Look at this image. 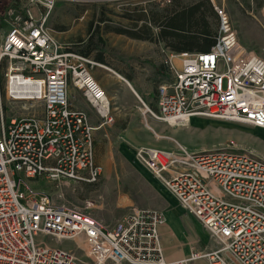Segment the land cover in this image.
<instances>
[{"label": "built area", "instance_id": "built-area-1", "mask_svg": "<svg viewBox=\"0 0 264 264\" xmlns=\"http://www.w3.org/2000/svg\"><path fill=\"white\" fill-rule=\"evenodd\" d=\"M25 1L22 9L6 13L0 75L5 67L9 102L24 103V110L25 103L36 104L42 114L8 116L0 97V264H264V160L251 153L190 152L181 145L137 150L138 163L217 243L213 252L177 261L164 254L161 211L131 208L108 228L54 204L50 195L21 190L31 181L94 185L103 176L95 156L97 128L73 105L70 86L100 127L114 123L112 102L92 74L98 64L65 50L48 29L58 0ZM213 5L215 45L206 53L171 54L172 78L158 89V111L146 107L145 114L168 125L205 117L264 129V58L239 43L226 8ZM32 7L45 13L37 17ZM60 242L82 247L85 257Z\"/></svg>", "mask_w": 264, "mask_h": 264}, {"label": "rangeland", "instance_id": "rangeland-1", "mask_svg": "<svg viewBox=\"0 0 264 264\" xmlns=\"http://www.w3.org/2000/svg\"><path fill=\"white\" fill-rule=\"evenodd\" d=\"M0 3L1 37L8 30L4 22L8 10L22 9L26 1L0 0ZM213 3L226 8L239 43L247 51L264 57V0H58L47 19L48 29L65 50L89 54V59L103 66L93 69L103 82L114 79L117 83L119 93L109 97L115 122L96 133L95 156L103 168L99 183L38 181V184L35 181L34 185L26 182L21 190L28 194L33 189L41 195H50L54 204L80 212L108 228L131 208L158 210L165 217L167 233L180 234L185 230L179 237L199 239L201 245V236L210 234L195 219L181 213V206L170 191L138 163L136 152L140 146H145L138 144L142 136L156 138L154 134H157V149L177 145L190 152L232 148L248 153L258 149L256 129L239 122L194 117L188 125L181 126L157 121L156 133L146 127L150 118L144 111L146 107L157 109L158 89L172 78L168 58L178 53L170 46L173 42L157 39L159 25L176 12L199 5L200 17L204 20L202 26L206 23L215 39L219 23ZM32 10L37 17L45 13L36 7ZM206 45L202 42L197 49ZM4 69L0 75V97L6 115H41L42 107L37 108L36 104L30 108L25 103L28 110H24V103L7 100ZM115 73L132 84L144 103L126 92L124 82ZM69 93L73 105L90 115L92 109L81 93L71 86ZM145 118L148 123L144 122ZM93 122H96L94 118ZM45 242L52 244L49 239ZM56 244L72 249L78 257H85L82 247L78 248L73 242Z\"/></svg>", "mask_w": 264, "mask_h": 264}, {"label": "crops", "instance_id": "crops-1", "mask_svg": "<svg viewBox=\"0 0 264 264\" xmlns=\"http://www.w3.org/2000/svg\"><path fill=\"white\" fill-rule=\"evenodd\" d=\"M174 63H175V61H174ZM98 67H103V66L98 65ZM105 69L111 71L108 68H105ZM92 74L98 80V82L101 84L103 89L106 91L108 97L111 98L110 95H113L114 93H119V90L117 89V83L114 81V79H106V81L103 82L100 78H98L99 76L97 75V73H95V71L94 72L92 71ZM116 74L117 73H115V75ZM117 75L120 76L119 74H117ZM117 75H116V77H118ZM118 79H120V78L118 77ZM124 80H122V81L124 82L125 87L127 88L126 92L132 93L140 102L144 103L143 100L141 99L140 95L138 94V92L132 86V84L130 82H128L127 80H125L131 85V86H127V84H126V82ZM111 102H112V100H111ZM156 106H157V109H158V101H157V105ZM157 109L153 110V111H158ZM147 116L150 118V123H148V121L145 118L144 122L148 123V125L146 124V127L149 130H152V131H154L156 133L157 132V120L152 118V117H150L149 115H147ZM93 118L96 121L95 123L93 122ZM90 119H91L92 126L97 128L96 131H95V153H96V139H97L96 133L101 131L103 128H106L108 126L111 127V125H105V126H101L100 127V124H101L100 119L94 114L93 111L90 113ZM253 128L256 129L255 130L256 131V138L258 140L259 147H258V149L256 151L248 152V153L253 154L254 156H256L257 158H259L261 160H264V129L256 128V127H253ZM154 135L157 138V134H154ZM156 138H154V137H152L150 135L149 136L148 135H143L141 140L138 141V144L145 145V146H140V147H151V148H156L157 149V140H156ZM30 183L32 185H34L36 183L39 184L38 181H36V183H35V181H31ZM179 208H180L181 213H184L185 216H188V217H190L192 219H195L193 216H191L188 213H186L181 207H179ZM195 220L199 223V221L197 219H195ZM184 231L185 230L181 231L180 234H185ZM180 234H169L165 230L164 226L160 228V236H161L162 247H163V250H164L165 257L169 261H177V260L185 259V258L189 257V255L191 253H194V252L209 253V252H213V251L218 249L216 241L210 235L209 236L208 235L201 236V240H200L201 241L200 242L201 245H199V242H198L199 239L196 240L193 237L185 239V238L179 237ZM224 257H225V259H230V256L228 254L224 255ZM191 264H208V262L206 260H204V259H201V260H198V261H194Z\"/></svg>", "mask_w": 264, "mask_h": 264}, {"label": "trees", "instance_id": "trees-1", "mask_svg": "<svg viewBox=\"0 0 264 264\" xmlns=\"http://www.w3.org/2000/svg\"><path fill=\"white\" fill-rule=\"evenodd\" d=\"M199 10L200 6L194 5L165 18L164 23L159 25L161 30L157 39L173 42L170 46L178 53L210 52L216 40L207 29L206 23L205 26H202L204 20L200 17ZM202 42L207 43L206 47L197 49V46ZM83 56L89 57V54Z\"/></svg>", "mask_w": 264, "mask_h": 264}, {"label": "bare ground", "instance_id": "bare-ground-1", "mask_svg": "<svg viewBox=\"0 0 264 264\" xmlns=\"http://www.w3.org/2000/svg\"><path fill=\"white\" fill-rule=\"evenodd\" d=\"M175 65L176 66H180V61L179 60H176L175 61ZM117 75V74H116ZM118 76V75H117ZM121 80H124L121 76H118ZM125 81V80H124ZM127 86H131L127 81H125ZM191 122V119H184V121L180 122V123H176L174 121L171 122L170 126H181V125H188L189 123ZM108 195V194H107Z\"/></svg>", "mask_w": 264, "mask_h": 264}, {"label": "flooded vegetation", "instance_id": "flooded-vegetation-1", "mask_svg": "<svg viewBox=\"0 0 264 264\" xmlns=\"http://www.w3.org/2000/svg\"><path fill=\"white\" fill-rule=\"evenodd\" d=\"M0 7H1V3H0ZM1 9V8H0Z\"/></svg>", "mask_w": 264, "mask_h": 264}]
</instances>
